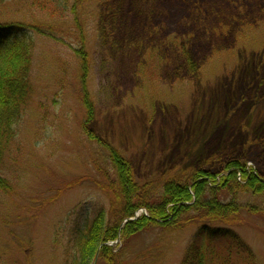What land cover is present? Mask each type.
<instances>
[{"label":"rangeland","instance_id":"obj_1","mask_svg":"<svg viewBox=\"0 0 264 264\" xmlns=\"http://www.w3.org/2000/svg\"><path fill=\"white\" fill-rule=\"evenodd\" d=\"M39 2L0 5V22L53 34L29 32L34 91L2 164L12 189L0 191V264H68L76 229L111 211L104 143L141 182L173 169L221 173L234 159L264 175V0H70L55 13ZM239 197L254 208L234 229L264 264V195ZM197 226L120 236L111 264H181ZM95 257L88 264H106Z\"/></svg>","mask_w":264,"mask_h":264},{"label":"trees","instance_id":"obj_2","mask_svg":"<svg viewBox=\"0 0 264 264\" xmlns=\"http://www.w3.org/2000/svg\"><path fill=\"white\" fill-rule=\"evenodd\" d=\"M51 1L53 6L45 0H40L39 6L46 3L53 13L70 8V0ZM91 1L104 3L108 0ZM76 19L78 21V17ZM30 31L50 34L38 24L0 22V191L8 194L12 186L3 174L2 164L17 139V123L34 91L31 73L35 45ZM152 49V53L157 52L155 47ZM77 54L81 57L85 77L90 66L88 53L78 49ZM84 96L85 121L91 122L95 107L87 92ZM102 146L108 150L114 167L113 172L101 170V188L111 198V211L108 215L103 210L96 212L95 217L76 229L74 250L67 258L68 264H88L96 255L111 264L114 248L110 243L118 241L120 236L129 238L152 226L183 228L192 224L198 226L181 264L258 263L255 251L234 229L242 222L243 212L254 208L245 205L239 194L264 195V175L257 169L234 159L224 165L221 173L212 174L203 167L173 169L141 182L131 161L120 149L110 143ZM139 209H145L148 215L141 214L133 219Z\"/></svg>","mask_w":264,"mask_h":264}]
</instances>
